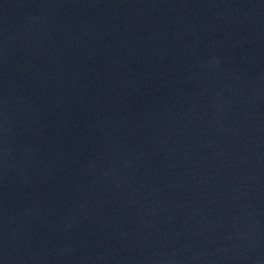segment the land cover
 Returning a JSON list of instances; mask_svg holds the SVG:
<instances>
[{
	"label": "water",
	"instance_id": "1",
	"mask_svg": "<svg viewBox=\"0 0 264 264\" xmlns=\"http://www.w3.org/2000/svg\"><path fill=\"white\" fill-rule=\"evenodd\" d=\"M0 264H264V0H0Z\"/></svg>",
	"mask_w": 264,
	"mask_h": 264
}]
</instances>
